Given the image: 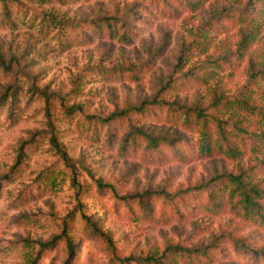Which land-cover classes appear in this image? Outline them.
Wrapping results in <instances>:
<instances>
[{
	"label": "rangeland",
	"instance_id": "obj_1",
	"mask_svg": "<svg viewBox=\"0 0 264 264\" xmlns=\"http://www.w3.org/2000/svg\"><path fill=\"white\" fill-rule=\"evenodd\" d=\"M250 1L18 0L8 17L0 2V264H116L89 227L107 233L121 257L217 244L225 254L202 264H264L256 256L263 200L247 218L242 195L230 196L237 186L226 185L224 210L201 205L229 175L264 193V151L247 140L233 160L123 141L143 128L195 148L198 135L172 125L166 103L207 108L217 97L235 107L219 117L235 111L241 126L264 134L255 114L264 104V8ZM51 12L87 21L85 35L66 42L57 29H38ZM123 110V119L98 124L99 134L79 124ZM67 233L79 238L72 254Z\"/></svg>",
	"mask_w": 264,
	"mask_h": 264
},
{
	"label": "trees",
	"instance_id": "obj_2",
	"mask_svg": "<svg viewBox=\"0 0 264 264\" xmlns=\"http://www.w3.org/2000/svg\"><path fill=\"white\" fill-rule=\"evenodd\" d=\"M18 2V0H0L3 6V13L8 17L9 13V4L12 2ZM41 2H50V1H64V0H39ZM262 2L264 8V0H251L249 4L257 5ZM191 2H187V4H191ZM263 10V9H262ZM102 20H99V23ZM86 22L84 20L70 19L64 16H59L54 13L43 14L41 21L39 22L38 29L42 31H48V29H57L59 33V37L62 39V36L65 35L67 38L66 42H73L74 40H79L82 36L85 35V26ZM94 22V21H93ZM108 26L111 30L114 28L113 23H109ZM65 44V43H62ZM205 81H208L207 79ZM164 104L161 101V105ZM242 104H246L242 102ZM169 106L170 112L167 113V120L175 126H178L181 129L192 131L198 135V138L195 140V148L193 144H190L183 140L182 137L179 136H169L166 134H153L151 132L145 131L143 128H134L131 132L130 137H126L124 141V146L127 148L128 144H133V147L136 148L139 146L140 140L142 138L148 143L147 150L153 152H159L160 146H165L168 149H171L173 154H182L186 148H190V152H195L199 156H210L214 154H221L230 159L237 160L242 158L245 154V145L247 140L252 142V150L256 151L257 154L262 153L264 151V134H253L249 131L248 128L241 126L239 124V120L241 119L240 114H235L231 112V119H224L218 116L217 113H226L229 110H232L234 106V101L225 100V98L217 97L213 100L212 104L207 108H194V107H186L180 103L172 102L166 103ZM238 107V106H236ZM75 110H80L78 107H71L68 109V112L71 114ZM137 111L143 112L144 108H137ZM145 112V111H144ZM129 110H123L122 112H115L107 118L102 117H93V119H89L85 124L79 121V124L82 125V129L85 130H93L94 134H99L100 130L98 129V124L103 128L105 125H109L115 119H123L127 116ZM256 117L264 123V104L258 107L256 110ZM240 117V118H239ZM243 134H245L243 136ZM251 134V135H250ZM262 138V140H261ZM52 142L54 146L61 150V147L57 143L56 137H52ZM249 142V143H250ZM190 146V147H189ZM183 159L185 157H182ZM224 188H219L217 192H211L209 194V198L202 202L201 205L204 204L206 209L210 210H224L222 201V197H220V192H223L226 188V185H236L234 191L230 193L231 197H234L237 193L242 195L240 199V203L245 206L244 216L247 218H251L252 216L258 215L263 209L264 201V193L261 194V191L251 186L243 177L229 175L226 177V181H224ZM97 185L100 188L107 187L105 184L101 183V181L97 182ZM199 190V188L197 189ZM180 194H177L174 198L178 197ZM134 197H125L124 201H129V199H133ZM172 199V198H171ZM169 200V199H168ZM142 202V201H140ZM143 206L145 204L142 202ZM174 206V204H171ZM146 208V207H145ZM148 209V208H147ZM258 210V211H257ZM177 212H181L177 209ZM146 212V211H145ZM182 213H180L179 216ZM261 220L260 224L264 226V209L262 211V215H260ZM91 223H88V225ZM90 228V229H89ZM93 233L98 235L101 239H105L108 243L107 248L111 249L114 256V261L116 264H130L131 262H137L138 264H179L178 260L181 259L188 264H202L203 261H211L216 258L214 255L225 254L224 249L219 247L217 244L209 245L206 248H199L195 250H182L179 252L178 247H170L168 248L162 256H148L144 258H136V257H121L116 254V245L113 240L108 237V234L104 231H101L99 228L89 227ZM65 246L70 254L75 252L76 243L79 240H73L70 234H65ZM58 237L57 240H59ZM51 243H46L44 246H49ZM237 248H248L247 245L240 244L236 246ZM172 252H175L173 255ZM260 255L261 261H264V251L256 252V256ZM262 261V262H263ZM264 263V262H263ZM35 264V261L34 263Z\"/></svg>",
	"mask_w": 264,
	"mask_h": 264
}]
</instances>
